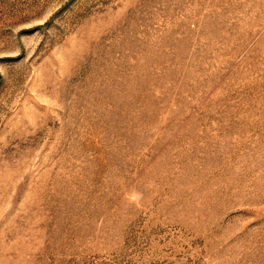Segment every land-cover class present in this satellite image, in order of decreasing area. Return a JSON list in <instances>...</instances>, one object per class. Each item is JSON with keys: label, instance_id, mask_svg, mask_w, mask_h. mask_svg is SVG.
Instances as JSON below:
<instances>
[{"label": "rangeland", "instance_id": "374dc122", "mask_svg": "<svg viewBox=\"0 0 264 264\" xmlns=\"http://www.w3.org/2000/svg\"><path fill=\"white\" fill-rule=\"evenodd\" d=\"M0 264H264V0H0Z\"/></svg>", "mask_w": 264, "mask_h": 264}]
</instances>
